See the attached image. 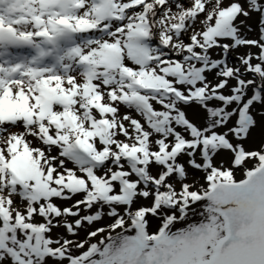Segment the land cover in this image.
<instances>
[{
  "label": "snow or ice",
  "instance_id": "snow-or-ice-1",
  "mask_svg": "<svg viewBox=\"0 0 264 264\" xmlns=\"http://www.w3.org/2000/svg\"><path fill=\"white\" fill-rule=\"evenodd\" d=\"M0 264H264V0H0Z\"/></svg>",
  "mask_w": 264,
  "mask_h": 264
}]
</instances>
